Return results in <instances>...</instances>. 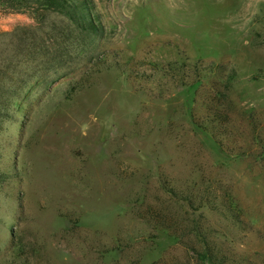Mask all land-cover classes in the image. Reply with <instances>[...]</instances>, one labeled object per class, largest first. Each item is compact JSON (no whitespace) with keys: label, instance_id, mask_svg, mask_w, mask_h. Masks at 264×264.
<instances>
[{"label":"rangeland","instance_id":"rangeland-1","mask_svg":"<svg viewBox=\"0 0 264 264\" xmlns=\"http://www.w3.org/2000/svg\"><path fill=\"white\" fill-rule=\"evenodd\" d=\"M67 1L0 0V264H264V0Z\"/></svg>","mask_w":264,"mask_h":264},{"label":"trees","instance_id":"trees-1","mask_svg":"<svg viewBox=\"0 0 264 264\" xmlns=\"http://www.w3.org/2000/svg\"><path fill=\"white\" fill-rule=\"evenodd\" d=\"M47 1L52 6L58 8H66L69 13V16L74 15L75 17H79L82 21L90 22L87 15H84L83 7H75L74 5L68 3L67 0H43ZM67 12V11H66ZM172 64V76L182 85H195L201 84L204 80L208 84L207 96L209 99V104L211 105L209 109V115L211 119H205V122L209 127L210 133L212 137L217 141V134L219 136H226V124L229 122L228 113L224 110L226 107V100L228 98V93L231 89L232 82L235 77V70L228 69L225 64H217L213 61L207 64V68H204L196 63L192 65H188L186 62H173ZM209 79V80H208ZM218 82V83H217ZM217 84L219 85L217 87ZM218 129V131H217ZM218 132V133H217ZM236 218L237 215L233 214ZM198 255H200V259H203L208 264H226L222 255L214 251V249L202 248V250L198 251ZM155 264V263H153Z\"/></svg>","mask_w":264,"mask_h":264}]
</instances>
